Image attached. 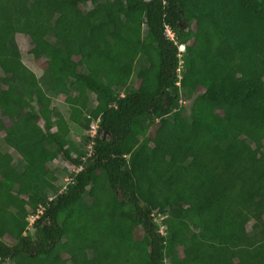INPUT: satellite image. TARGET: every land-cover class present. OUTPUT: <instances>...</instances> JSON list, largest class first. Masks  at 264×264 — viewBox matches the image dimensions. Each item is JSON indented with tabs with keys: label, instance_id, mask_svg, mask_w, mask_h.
<instances>
[{
	"label": "trees",
	"instance_id": "trees-1",
	"mask_svg": "<svg viewBox=\"0 0 264 264\" xmlns=\"http://www.w3.org/2000/svg\"><path fill=\"white\" fill-rule=\"evenodd\" d=\"M5 263L264 264V0H0Z\"/></svg>",
	"mask_w": 264,
	"mask_h": 264
},
{
	"label": "rangeland",
	"instance_id": "rangeland-1",
	"mask_svg": "<svg viewBox=\"0 0 264 264\" xmlns=\"http://www.w3.org/2000/svg\"><path fill=\"white\" fill-rule=\"evenodd\" d=\"M86 9L89 10L91 13L94 12V8H92V6L87 5ZM16 22H19V19H16ZM11 30L14 31V27L11 26ZM172 35L168 34V36H170V38H172L171 36H173L174 38V33H171ZM181 36H177L176 41L178 43V45H180L181 43ZM17 40L18 43L20 45V48L22 50V56H23V61L26 65H28L30 68H32L37 74L38 76H41L43 73V70L41 68V64L42 61H35L32 57V55L28 52L29 48H30V44L28 42V40L26 38L23 37V35L21 34H17ZM184 45H183V49L184 50ZM180 50V49H179ZM181 54L184 53V51H180ZM42 96H45V92L43 90L40 91ZM65 97V96H64ZM64 97H54L53 101H54V107H57L61 110L63 116H64V120L62 121L63 125L67 128L70 129L71 133L74 134V136L76 137V139L79 138V136L81 137L83 134H89L90 132H92V129L90 130H84L83 128L75 125L69 118L70 115V103H66V101L64 100ZM79 101V96H73L71 99V104H77ZM92 128V127H91ZM14 155L11 154L9 162L7 163V167L9 169H12V160L14 159ZM63 184H65V182H63ZM36 217L32 216L30 217V220H34ZM161 220V217H159L158 215H154V221L157 223H159ZM31 230L27 231L30 232ZM76 234V233H75ZM8 264V263H5Z\"/></svg>",
	"mask_w": 264,
	"mask_h": 264
},
{
	"label": "built area",
	"instance_id": "built-area-1",
	"mask_svg": "<svg viewBox=\"0 0 264 264\" xmlns=\"http://www.w3.org/2000/svg\"><path fill=\"white\" fill-rule=\"evenodd\" d=\"M172 33V31L170 30V29H167V34H170V35H172L171 34ZM172 37V39H173V36H171ZM95 132H96V126H92V133L93 134H95ZM36 217V216H35ZM32 221V220H31Z\"/></svg>",
	"mask_w": 264,
	"mask_h": 264
},
{
	"label": "clouds",
	"instance_id": "clouds-1",
	"mask_svg": "<svg viewBox=\"0 0 264 264\" xmlns=\"http://www.w3.org/2000/svg\"><path fill=\"white\" fill-rule=\"evenodd\" d=\"M182 47H183V45H179V49H180L179 51H184V50H182L183 49ZM184 49H185V47H184Z\"/></svg>",
	"mask_w": 264,
	"mask_h": 264
}]
</instances>
